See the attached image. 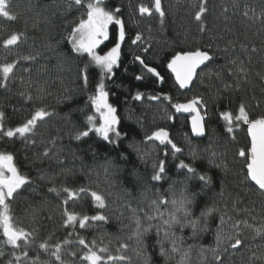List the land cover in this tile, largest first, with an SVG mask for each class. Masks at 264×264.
I'll use <instances>...</instances> for the list:
<instances>
[{
    "label": "trees",
    "instance_id": "16d2710c",
    "mask_svg": "<svg viewBox=\"0 0 264 264\" xmlns=\"http://www.w3.org/2000/svg\"><path fill=\"white\" fill-rule=\"evenodd\" d=\"M201 2L161 0L165 13L161 22L154 10L151 16L139 13L140 4L152 7L153 0H104L107 9L120 8L118 15L126 32L118 66L112 74L103 75L109 102L116 107L120 120L117 127L121 137L112 144L94 132L75 139L77 132L86 129V117L96 116L89 97L95 95L102 77L101 70L86 55L72 52L68 43L72 27L79 19L86 18L85 9L75 6L71 0H11V11L18 18L11 21L0 17V64L18 61L7 86L0 87V111L5 114V128L26 122L39 108L50 113L37 122L27 140L0 135V152L12 153L14 163L30 180L9 201L17 226L33 232L34 240L28 249L30 259L39 257L40 264H57L38 245L44 240L54 244L67 238L72 243L62 252L65 264H86L80 260L83 246L76 242L77 235L69 236L73 228L63 226L62 201L67 194L50 192L52 187L73 190L84 187L104 196V209L96 207L90 193H79L75 200L69 201L68 207L81 215L102 212L108 217L107 222H90L84 229L77 224L75 233L87 242L95 240L113 255L119 254L117 249L121 243L128 242L130 247L124 254L130 260L122 264H144L132 250L135 242L127 240L135 228L133 210L145 226L153 225L145 237L150 264H177L179 253L168 261L160 255L157 239H164L163 231L157 237L155 230L160 221L149 222L145 213L152 211L153 200L158 201L161 196L171 200L185 187L195 198L191 217L178 214L182 223L199 218L209 207L216 209L208 217L204 231L193 234L188 226L171 228L175 234L173 239L189 251L187 264H221L210 251L203 257L200 251L217 246L218 229L225 236L233 234L236 230L232 225L236 220H247L255 227L264 226V193L247 178L246 160L238 155L239 150L247 153L251 146L245 124L234 122V130L229 133L220 115L224 111L236 114L241 103L251 119L264 115V19H261L264 0H207L203 32L200 22L194 18ZM246 10L247 17L243 15ZM13 32L22 33L21 40L5 48L2 42ZM137 35L141 39L133 44ZM117 38L118 27L111 24L109 39L100 45L99 52H107ZM197 48L210 51L215 59L198 72L191 89L183 91L167 65L176 53ZM26 56L35 59H23ZM241 62L247 70L246 76L239 72ZM85 65L87 85L82 77ZM144 65L155 68L163 82ZM138 76L142 79H136ZM137 93L142 94L139 100L134 99ZM150 96L160 99L151 100ZM196 97L202 99L199 108L207 115L203 138L193 136L188 116L172 107ZM162 127L170 131L172 140L183 149L175 157L170 146L146 141L147 136ZM111 139L116 137L112 135ZM46 148L50 150L48 157L43 156ZM193 151L195 159L191 155ZM160 160L165 161L166 170L163 179L154 181L151 179L153 165ZM181 160L195 167L198 173L210 176L211 184L204 186L195 177L187 178L186 170L177 167ZM159 209L166 218L172 206L159 205ZM240 232L243 244L239 248L232 249L227 241L219 246L222 264H264V260L250 259L253 252L264 254V232L258 235L253 228L243 226ZM164 246L170 249L171 243L164 240ZM0 250L4 253L0 264H8L13 251L20 252L4 242L2 233ZM70 252L77 255L71 256Z\"/></svg>",
    "mask_w": 264,
    "mask_h": 264
},
{
    "label": "snow or ice",
    "instance_id": "6c2138e0",
    "mask_svg": "<svg viewBox=\"0 0 264 264\" xmlns=\"http://www.w3.org/2000/svg\"><path fill=\"white\" fill-rule=\"evenodd\" d=\"M71 3L77 7H82L85 9L86 18L79 19V22L72 27L68 34V43L71 45V51L76 53L78 56H87L91 64L95 65L101 70L102 77L100 82L96 87L95 95L89 97L91 101V106L94 108L95 113L99 116V123L95 115H89L86 117V129L76 133L75 139L80 140L84 137H88L90 132H94L97 136L102 137L104 141L115 144L117 140L121 137V132L118 130V125L120 123L119 117L117 116V109L108 101L109 93L105 90V84L103 82V75H110L113 73V68L118 66L120 55H121V43L125 39V28L124 22L119 18L120 8H114L112 10L107 9L104 6V0H71ZM207 0H202L199 6V10L195 13V20L200 22V31H205V25L203 23V16L207 12L206 7ZM153 10L159 14L161 22H163V17L165 15L161 0H153L152 7L146 6L144 4L139 5V13L143 15L151 16ZM228 9L225 8L224 12ZM253 12L255 10H252ZM243 15L247 17L249 12L244 11ZM0 17L7 20H16L17 14L11 11V0H0ZM261 19H264V14L261 15ZM110 24H115L119 26L118 38L113 47H111L106 53L100 54L97 49L106 40L109 39L108 27ZM22 33L13 32L6 39L3 40V46L5 48H10L19 43L22 37ZM141 39L140 35L132 41L135 44ZM211 45H209V48ZM147 50V49H145ZM252 51H255L253 48ZM25 60L35 59L33 56L23 57ZM143 64V60L140 57H136ZM213 60V56L209 51L201 50L199 48L176 53L171 61L168 63L167 67L175 74L176 81L181 88H187L192 82L194 76L196 75V70L200 68L201 65H205L206 62ZM18 61H13L9 63L0 64V87H6L7 82L13 73L16 63ZM236 64V61H232ZM147 71L153 75L160 77V74L155 68L148 67ZM239 72L246 76L247 70L243 67L241 62L238 65ZM82 77L84 84L88 83V72L87 65L82 69ZM136 79H142V77H136ZM162 80L163 78L160 77ZM227 87V85H225ZM142 94L137 93L134 99H141ZM151 100L160 99L159 96H150ZM170 100L168 96L164 97ZM28 99H31L29 96ZM203 101L201 98H193L188 103H177L173 104L172 107L175 108L177 112H187L194 113L191 117V130L195 136H203L205 134V117L200 114V109L197 105H202ZM44 108H39L35 110L34 114L26 122L16 126L5 128L4 125V112L0 111V135L7 137L9 139L14 137H19L26 139L34 132L37 122L45 119L49 116ZM221 118L226 122L227 131L229 133L233 132L234 122H242L248 126V133L251 137V146L246 153L244 149L239 150L238 155L245 158L246 160V176L251 181L254 182V186L264 193V115L251 119L244 103H241L238 108V112L233 114L231 111H224L220 113ZM171 119V117H170ZM114 135L116 140L111 139ZM147 140L159 141L161 145H170L172 154L175 157L176 153L182 152V149L178 147L169 137V133L160 128L154 131L150 136L146 137ZM30 143H35V141H29ZM52 143H55L54 141ZM50 154L49 149H45L43 152L44 157H48ZM167 150L165 151V156H167ZM193 159L196 157L195 151L191 153ZM215 155V154H213ZM179 169L186 170L188 177L197 178L204 186H208L212 182V178L206 173H198L197 169L189 163H185L181 160L177 166ZM154 174L151 179L154 181H159L163 179V174L165 173V161L160 160L158 164L153 165ZM29 177L22 174L16 164L14 163V156L10 152H0V233L4 238V242L11 246L12 249H19V254L16 251L12 253V260L8 264H22V261H27V264H40L39 257L36 259H30L28 249L34 240L33 232L29 231L23 227L17 226L14 218L10 211L9 201L14 198V194L18 192L24 185L29 184ZM50 192H56L59 194L60 191L66 193V198L62 201L63 207V226L65 228L72 227L73 232L69 233V236L73 234L77 235V243L83 246V252L80 256L82 262L86 264H122L130 260V257L124 253L129 249L130 244L128 242H123L119 245L117 249L118 255H113L109 252L107 247L98 246L95 240L87 242L84 237L79 236L75 233V227L78 224L79 228L84 229L88 226L90 222H107L108 217H106L102 212L89 216L81 215L75 211H72L68 207L70 200H75L79 193H90L92 200L94 201L96 207L99 209H104L106 207L105 198L102 194L86 189L84 187L78 190H73L68 187H63L62 189H57L55 187L49 188ZM195 194L189 193L187 188H183L179 196L171 200L161 196L160 199L152 201V211L146 212V219L151 221L159 220L160 223L155 225V230L157 237L160 236L161 231H163L164 239H157V244L159 245V252L166 261L171 260L175 254L179 253L180 259L177 264H187L189 258V251L182 249L177 240L173 239L175 236L170 230L175 225H180L181 228L188 226L193 230V234H196L198 230L204 231L207 229L208 217H210L213 212L216 211L215 208L209 207L200 213L199 218L187 219L186 223L181 222V218L178 214H182L184 218H189L192 216L190 210L191 205L194 203ZM171 204L172 211L167 213L165 218V213L160 211L159 205ZM133 218L135 228L131 234L127 237L128 241H134L135 247L132 249L138 259L143 260L144 264H150L151 257L147 252V244L145 237L152 231L153 225L149 223L145 226L141 219L136 216L135 210H133ZM231 220L232 218L229 217ZM221 225L224 223V218L221 216ZM203 223V227H201ZM241 226L244 228H253L254 231L259 235L264 232V226L255 227L249 224L247 220H236L232 227L236 230L233 234L225 236L222 230L218 229L216 233V247L210 249H201L200 255L203 257L206 251H210L213 258L217 262H221L222 257L219 254V246L227 241L229 247L232 249H237L243 244L241 237ZM164 240H168L171 243V247L165 248ZM72 241L65 238L62 241L56 243H50L49 240H44L39 243L38 248L45 253H48L50 257L54 258L57 264H65L62 258V252L67 245H70ZM4 253L0 250V256ZM71 256H76V252H70ZM253 261L264 260V254L257 255L256 252L252 253L250 258ZM48 264V262H44Z\"/></svg>",
    "mask_w": 264,
    "mask_h": 264
},
{
    "label": "water",
    "instance_id": "95a60500",
    "mask_svg": "<svg viewBox=\"0 0 264 264\" xmlns=\"http://www.w3.org/2000/svg\"><path fill=\"white\" fill-rule=\"evenodd\" d=\"M118 27V31H119V26H117ZM124 28H125V26H124ZM125 41H126V32H125V39H124V41L121 43V55H122V49H123V46H124V43H125ZM202 50V49H201ZM207 51V50H206ZM210 52V51H209ZM210 54L213 56V60L215 59V55L214 54H212L211 52H210ZM121 55H120V58H121ZM212 60V61H213ZM211 62V61H210ZM210 62H206V64L205 65H201L200 66V68H198L197 70H196V75L194 76V78H193V80H192V82L190 83V85L187 87V88H181L180 86H179V84H178V82L176 81V78H175V74L171 71V69H170V71H171V73H172V75H173V77H174V80H175V83H176V85L181 89V90H183V91H186V90H189V89H191V87H192V85H193V83H194V81L196 80V78H197V74H198V72L202 69V68H204L206 65H208ZM148 67H151V66H148ZM151 68H153V67H151ZM147 69V68H146ZM157 71V70H156ZM158 72V71H157ZM150 73V72H149ZM151 75H153L152 73H150ZM155 78H157L159 81H160V83H162L163 82V79L161 80L160 79V77H157V76H155V75H153ZM180 103H188V102H180ZM197 107L199 108V105H197ZM200 109V108H199ZM205 109V108H204ZM180 113H182V114H184V115H187L188 116V120H189V126H190V130H191V117H192V115H194V113H187V112H180ZM200 114L201 115H203L204 117H205V119H204V125H205V134L203 135V136H195L193 133H192V130H191V133L193 134V136H195V137H197V138H203V137H205L206 136V124H205V121H206V119H207V115L206 114H203L202 112H201V109H200ZM163 128V127H162ZM245 128H246V131H247V134H248V137H249V140H250V144H251V137H250V135H249V133H248V126L247 125H245ZM158 129H160V128H158ZM158 129H156V130H158ZM163 129H165L168 133H169V137H170V139L172 140V138H171V133H170V131L167 129V128H163ZM156 130H154V131H156ZM153 131V132H154ZM152 132V133H153ZM151 133V134H152ZM150 134V135H151ZM149 135V136H150ZM146 141L147 142H156V143H159V141H155V140H152V141H149V140H147L146 139ZM173 141V140H172ZM174 142V141H173ZM175 143V142H174ZM160 144V143H159ZM163 146H165V145H163ZM168 146H170V145H168ZM171 147V146H170ZM182 149V148H181ZM182 151H183V149H182ZM181 153V152H180ZM253 184H254V182H252Z\"/></svg>",
    "mask_w": 264,
    "mask_h": 264
},
{
    "label": "rangeland",
    "instance_id": "374dc122",
    "mask_svg": "<svg viewBox=\"0 0 264 264\" xmlns=\"http://www.w3.org/2000/svg\"><path fill=\"white\" fill-rule=\"evenodd\" d=\"M111 25V24H110ZM110 25H109V27H110ZM109 27H108V32H109ZM139 41H137L136 43H138ZM135 43V44H136ZM100 47V46H99ZM99 49V48H98ZM97 49V51L99 52V50ZM100 54H104V53H106V52H99ZM108 101H109V99H108ZM110 103V102H109ZM96 119H97V123H99V116H98V114H96Z\"/></svg>",
    "mask_w": 264,
    "mask_h": 264
}]
</instances>
